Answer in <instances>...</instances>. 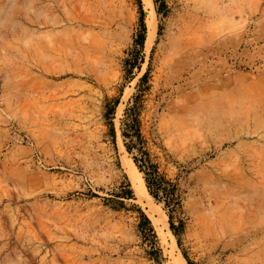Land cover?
Masks as SVG:
<instances>
[{
    "label": "rangeland",
    "instance_id": "1",
    "mask_svg": "<svg viewBox=\"0 0 264 264\" xmlns=\"http://www.w3.org/2000/svg\"><path fill=\"white\" fill-rule=\"evenodd\" d=\"M151 1L0 0V264H264V0Z\"/></svg>",
    "mask_w": 264,
    "mask_h": 264
},
{
    "label": "trees",
    "instance_id": "2",
    "mask_svg": "<svg viewBox=\"0 0 264 264\" xmlns=\"http://www.w3.org/2000/svg\"><path fill=\"white\" fill-rule=\"evenodd\" d=\"M142 25V31L145 30L143 23ZM143 41V35L140 37V44H142ZM145 75L141 78L142 80L145 79ZM118 103V100H115L114 105ZM129 111V110H128ZM136 118L134 119H126L123 121V127L121 129V137L123 139L124 147L126 151L132 155V160L137 167L138 171L142 174L143 180L145 182L146 189L148 190L150 196L158 200V190L161 188L160 181L163 179L158 175V172L156 170V165L152 164L150 162V159L148 157L147 152L143 149L142 143V137L137 129L136 125ZM112 133L114 132L113 128H111ZM133 151L136 152V154H132ZM126 186L129 188V184L127 183ZM153 188L155 189V192L153 191ZM124 197L130 196L131 191L130 189H127V191H124L122 193ZM145 218V217H144ZM147 221V219L145 218ZM148 222V221H147Z\"/></svg>",
    "mask_w": 264,
    "mask_h": 264
},
{
    "label": "bare ground",
    "instance_id": "3",
    "mask_svg": "<svg viewBox=\"0 0 264 264\" xmlns=\"http://www.w3.org/2000/svg\"><path fill=\"white\" fill-rule=\"evenodd\" d=\"M145 3L148 7L151 8L149 20L146 24V26H147L146 45H147V47H149L152 43L154 33H155V25H154V21H153L154 12H153V8H152V1L151 0H145ZM123 150H124V148H123ZM122 165L125 168V172L127 173L130 181L132 182V184L134 186V191L138 197L139 202L147 209L148 213L153 214L155 211L147 201V199L148 198L151 199V197H150V195L146 189L144 180H143L141 174L139 173L138 169L136 168L135 164L133 163V161L130 158L126 159L125 157H123ZM155 221L158 222L159 220H155Z\"/></svg>",
    "mask_w": 264,
    "mask_h": 264
}]
</instances>
